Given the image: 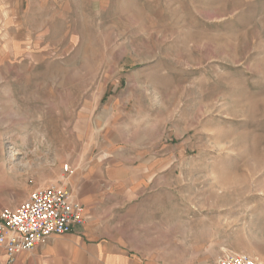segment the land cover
<instances>
[{
	"label": "rangeland",
	"instance_id": "374dc122",
	"mask_svg": "<svg viewBox=\"0 0 264 264\" xmlns=\"http://www.w3.org/2000/svg\"><path fill=\"white\" fill-rule=\"evenodd\" d=\"M57 184L145 263L264 264V0H0V210Z\"/></svg>",
	"mask_w": 264,
	"mask_h": 264
},
{
	"label": "built area",
	"instance_id": "2783aa9c",
	"mask_svg": "<svg viewBox=\"0 0 264 264\" xmlns=\"http://www.w3.org/2000/svg\"><path fill=\"white\" fill-rule=\"evenodd\" d=\"M63 172L70 173L64 166ZM86 221L82 204L61 185H48L33 190L14 208L0 210V250L5 264H14L22 253L35 250L51 236L72 233ZM216 264H260L243 254L226 253Z\"/></svg>",
	"mask_w": 264,
	"mask_h": 264
},
{
	"label": "crops",
	"instance_id": "0c3cea01",
	"mask_svg": "<svg viewBox=\"0 0 264 264\" xmlns=\"http://www.w3.org/2000/svg\"><path fill=\"white\" fill-rule=\"evenodd\" d=\"M96 234L85 221L72 233L51 236L32 252L19 254L14 264H151L127 253L117 240H99ZM0 264H5L2 250Z\"/></svg>",
	"mask_w": 264,
	"mask_h": 264
}]
</instances>
